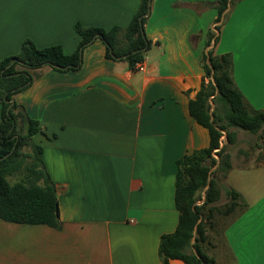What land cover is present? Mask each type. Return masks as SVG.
Masks as SVG:
<instances>
[{
  "label": "crops",
  "instance_id": "crops-1",
  "mask_svg": "<svg viewBox=\"0 0 264 264\" xmlns=\"http://www.w3.org/2000/svg\"><path fill=\"white\" fill-rule=\"evenodd\" d=\"M139 2L0 0V60L16 55L25 39L72 54L75 23L126 27ZM216 17L213 0H150L143 71L106 59L98 39L83 49L78 72L36 70L15 100L39 123L33 141L56 186L61 228L0 219V264H161L160 237L178 223L176 161L209 145L188 103L206 81L201 57ZM214 51L231 54L236 86L264 110V0L237 2ZM235 132L222 183L247 207L220 232V247L231 264H264V149L231 152L243 143V132Z\"/></svg>",
  "mask_w": 264,
  "mask_h": 264
},
{
  "label": "trees",
  "instance_id": "trees-1",
  "mask_svg": "<svg viewBox=\"0 0 264 264\" xmlns=\"http://www.w3.org/2000/svg\"><path fill=\"white\" fill-rule=\"evenodd\" d=\"M148 1L140 0L126 27L115 25L105 30L75 23L73 31L79 42L72 54H65L59 45L38 48L30 39H25L16 55L0 60L1 220L61 228L56 186L45 170L42 147L33 141V136L40 131L39 123L16 102V95L30 86L37 77L36 70L43 66L78 72L83 49L96 39L104 45L106 59L124 61L133 70L136 63L144 60L152 44L144 32L146 17L139 22V17L148 10ZM238 1L213 0L217 11L215 22L220 20L229 4L230 8L223 22L214 27L218 35L215 36L211 29L207 32L206 46L213 39L214 46L201 57L206 81H202L195 98L188 103L190 116L208 130L209 145L176 161L174 202L178 223L173 233L160 237L158 255L161 264H168L172 259H179L184 264H215L214 239L217 240L220 232L247 207L236 190L224 188L222 183L231 168L227 149L236 141V129L264 136V110L254 109L236 86L231 54L214 51L221 26ZM210 100L214 104L211 111ZM15 175L19 179L11 183L8 178ZM209 176L211 179L203 199ZM223 191L226 202L217 205ZM198 201L201 204L198 205Z\"/></svg>",
  "mask_w": 264,
  "mask_h": 264
},
{
  "label": "rangeland",
  "instance_id": "rangeland-1",
  "mask_svg": "<svg viewBox=\"0 0 264 264\" xmlns=\"http://www.w3.org/2000/svg\"><path fill=\"white\" fill-rule=\"evenodd\" d=\"M239 130V129H236ZM242 131V130H239ZM241 139L243 140V143L241 145H233V147L230 148L231 152L234 153V149H236L237 146H240L242 148V151H246L248 153V156H256L257 153L262 152L261 149H264V136H257L252 134H247L245 131H242ZM223 141H225V137H222ZM230 146H228L229 148ZM261 150V151H260ZM222 178V177H221ZM11 183L17 181L19 179L18 175L12 176L8 178ZM224 199L219 200L217 205L224 204ZM197 204H201V202H197ZM215 235V234H214ZM215 238V237H214ZM217 240L214 239L216 247L219 248V253L216 257V264H231L229 258L222 250V247H220V237H216ZM217 248V249H218Z\"/></svg>",
  "mask_w": 264,
  "mask_h": 264
},
{
  "label": "water",
  "instance_id": "water-1",
  "mask_svg": "<svg viewBox=\"0 0 264 264\" xmlns=\"http://www.w3.org/2000/svg\"><path fill=\"white\" fill-rule=\"evenodd\" d=\"M229 8H230V4L228 5V7H227V9L222 13V16H221V18H220V20L217 22V23H215V25H214V27L215 26H217V25H220L221 23H222V21L224 20V15H225V13L229 10ZM149 9H150V0L148 1V10H147V12L145 13V14H143V15H141L140 17H139V22H141V20L143 19V18H145L148 14H149ZM214 32H215V36L216 35H218V31L214 28ZM214 46V39L212 40V42H211V44L208 46V50L210 49V48H212ZM207 50V51H208ZM207 51H205V53L207 54ZM126 57V55L125 56H123L122 58H125ZM213 102L210 100V111L212 110V108H213ZM223 134L225 135V132H223ZM225 137V136H224ZM218 164V163H217ZM217 164L214 166V168L217 166ZM213 168V169H214ZM210 172H211V170L209 171V174H210ZM210 179H211V177L209 176L208 177V183H207V185H206V187L204 188V190H203V199H204V191L206 190V188L208 187V184H209V181H210ZM196 226L197 225H195V227H194V235H195V231H196ZM194 235H193V237H192V239H191V244L194 242ZM194 253H195V255L198 257V254H197V252L194 250Z\"/></svg>",
  "mask_w": 264,
  "mask_h": 264
},
{
  "label": "built area",
  "instance_id": "built-area-1",
  "mask_svg": "<svg viewBox=\"0 0 264 264\" xmlns=\"http://www.w3.org/2000/svg\"><path fill=\"white\" fill-rule=\"evenodd\" d=\"M143 63L142 62H138L134 65V70H137V71H143Z\"/></svg>",
  "mask_w": 264,
  "mask_h": 264
}]
</instances>
